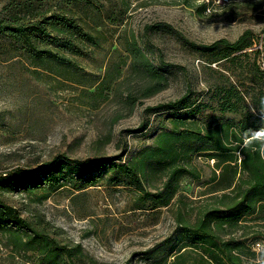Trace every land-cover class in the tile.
<instances>
[{
    "label": "rangeland",
    "instance_id": "1",
    "mask_svg": "<svg viewBox=\"0 0 264 264\" xmlns=\"http://www.w3.org/2000/svg\"><path fill=\"white\" fill-rule=\"evenodd\" d=\"M9 1L0 0V18L7 15L4 8ZM47 2L53 13L74 19L95 35L97 44L72 37L78 52L57 48L75 62L69 66L47 58L36 60L22 41L0 33V172L23 167L36 173L58 155L129 162L171 126L169 115H186L197 127H205L238 122L251 114L250 121L256 118L258 126H264L261 109L250 96L264 90V79L255 76L257 67L264 70V0L211 10L197 0ZM48 29L67 36L52 26ZM246 31L253 45L235 53L239 58H222V45L207 48L221 38L234 42ZM133 38L163 69L166 87L151 96L144 94L158 79L135 69L127 51ZM118 64L120 73L114 74ZM109 72L114 77L109 78L104 96L94 102L92 92ZM223 85L247 91L239 111L222 110ZM183 95H189L192 105L179 113L146 110ZM211 153L179 154L166 171H154L145 181L148 188L161 187L171 167L191 169L180 177L181 194L170 207L152 209L146 203L137 208L143 203L141 192L107 162L96 172L68 178L58 189L40 184L13 192L0 189V195L66 247L51 255L49 264H173L180 250L184 252L180 263L201 264L202 249L181 236L184 221L202 225L208 211L235 205L249 186L245 174L237 190L212 192V179L219 170L208 157ZM262 203H256L255 212L237 225L214 231L223 240L264 235ZM201 228L200 232L210 231L206 224ZM8 239L0 232V264L39 263L33 252L13 254L5 246ZM247 251L246 245L244 264H253L259 251Z\"/></svg>",
    "mask_w": 264,
    "mask_h": 264
},
{
    "label": "trees",
    "instance_id": "2",
    "mask_svg": "<svg viewBox=\"0 0 264 264\" xmlns=\"http://www.w3.org/2000/svg\"><path fill=\"white\" fill-rule=\"evenodd\" d=\"M202 5L206 7L203 3ZM4 10L8 13L0 18V33L22 41L28 53L36 60L47 58L75 66V62L57 48L78 52L79 49L72 37L97 44L96 36L85 30L74 19L53 13L47 0H10ZM50 12L52 13L48 15ZM48 26H52L59 33L67 34L68 37L54 35ZM39 42L43 45L38 44ZM221 45L224 47L221 50L222 58L233 56L231 57L233 60L240 56L235 53L251 47L253 42L250 32L246 31L234 42L221 38L207 45V48L215 50ZM127 51L133 56V64L137 71L158 79L156 83L147 87L148 91L144 96H151L166 87V83L162 82V67L154 65L134 38L128 41ZM255 52L259 53L260 50L256 49ZM119 68V64L115 65L114 74L120 73ZM114 74L109 72L107 78L96 85V89L92 92L94 102L104 96L109 78L113 79ZM255 76L264 79V70L257 67ZM221 90L225 91L221 95L224 100L222 110L239 111L241 103L246 101L247 91L242 92L236 86L227 88L225 85ZM250 96L254 106L259 109L264 107V90ZM136 98L138 97H135L133 102ZM189 98V95H183L175 100L148 106L146 110L156 113L170 110L176 114L181 109H187L192 105ZM250 118L251 114L238 122L209 123L205 127H197L196 122L188 120L186 115H169L171 126L162 129L154 143L145 147L137 158L129 162L120 164L115 159L107 160L102 156L77 159L58 155L36 173L23 167L0 172V189L13 192L20 189L27 190L40 184H47L51 189H58L68 178L82 177L90 172H96L99 168L107 166V162L110 167L119 170L127 182L135 185L141 192L140 200L143 203H138L137 208H145L146 203H149L152 209L170 207L177 200L176 198L180 197V177L184 173H190L191 169L185 165L171 167L161 187L148 188L145 181H149L154 171H166L169 162L174 163L179 154L190 156L192 153L212 152L208 157L214 159V166L219 170V173L215 172L212 179V192L237 190L240 188L238 181L243 179L245 174H247L246 180L249 186L242 195H238L241 199L235 205L215 207L203 216L202 225L206 224L210 231L200 232L201 224L193 227L185 220L181 236L186 243L197 245L202 249L201 264H244L243 247L247 245L246 253L254 254L257 250H253V243L257 239L264 238V235H255L244 240L234 237L223 240L222 235L214 230H224L225 225H237L240 218L255 212L256 203L264 202V157L261 156L258 145L241 147L245 130L260 127L258 119L250 121ZM239 154H241L240 161H238ZM90 176L95 177L94 174ZM93 177L90 179L92 180ZM261 206L264 208V203ZM180 220L182 221V219L178 221ZM0 232L8 236L5 246L10 248L13 254L33 252L39 255V263L26 264H49L48 259L51 255L66 250L65 246L59 245L56 239L23 216L18 207L4 200L1 195ZM180 251L174 257L173 264H183L179 260L184 252Z\"/></svg>",
    "mask_w": 264,
    "mask_h": 264
},
{
    "label": "clouds",
    "instance_id": "3",
    "mask_svg": "<svg viewBox=\"0 0 264 264\" xmlns=\"http://www.w3.org/2000/svg\"><path fill=\"white\" fill-rule=\"evenodd\" d=\"M255 113V109L253 110ZM260 114L264 118V107L261 108ZM252 145H258L259 151L262 157H264V126L257 129H246L243 138L242 148H247ZM260 249L261 251L257 252V255L253 261V264H264V242L258 241L253 250L256 251Z\"/></svg>",
    "mask_w": 264,
    "mask_h": 264
},
{
    "label": "built area",
    "instance_id": "4",
    "mask_svg": "<svg viewBox=\"0 0 264 264\" xmlns=\"http://www.w3.org/2000/svg\"><path fill=\"white\" fill-rule=\"evenodd\" d=\"M197 1L200 3H203L208 10H211L212 8L217 7V6L223 7L233 2H243V1H248V0H197ZM258 241L264 242V238L257 239L253 243V247ZM257 251H261V250L257 249Z\"/></svg>",
    "mask_w": 264,
    "mask_h": 264
}]
</instances>
